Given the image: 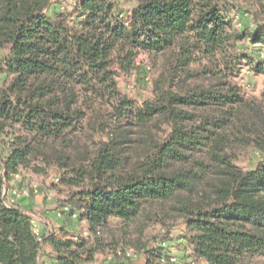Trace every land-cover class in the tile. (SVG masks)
I'll use <instances>...</instances> for the list:
<instances>
[{"label":"trees","instance_id":"1","mask_svg":"<svg viewBox=\"0 0 264 264\" xmlns=\"http://www.w3.org/2000/svg\"><path fill=\"white\" fill-rule=\"evenodd\" d=\"M136 2L0 0V264L46 250L94 264L112 219L140 233L183 223L189 264H264V159L237 164L244 149L264 156V89L247 97L236 81L243 66L264 74V23L236 28L222 0ZM141 53L160 73L139 102L119 78ZM54 168L65 224L43 241L5 184ZM76 217L88 235L67 230ZM162 242L143 244L144 264H181ZM117 258L105 264H129Z\"/></svg>","mask_w":264,"mask_h":264},{"label":"rangeland","instance_id":"2","mask_svg":"<svg viewBox=\"0 0 264 264\" xmlns=\"http://www.w3.org/2000/svg\"><path fill=\"white\" fill-rule=\"evenodd\" d=\"M117 7L123 12H130L137 4L136 0H115ZM229 6L231 18H233L236 28L242 30L247 28L253 30L258 24L264 23V0H222ZM76 0H63V8L74 4ZM243 51L247 54L257 56L258 51L247 40L243 44ZM8 50L0 51V58L4 57ZM158 65L153 62L149 55L141 53L136 61L135 68L129 74H123L119 78V86L122 92L128 94L133 99L142 102L144 99L152 97L153 82L159 75ZM236 81L244 89L247 97L259 98L264 89V74H257L248 66H243ZM264 156L252 148L244 149L238 156L237 164L244 169L254 167ZM29 172H23L15 188H26L29 192L37 187V191L44 201L51 202L52 208L58 209L63 202L65 193H60L53 188V179L59 176L54 168L48 175L29 176ZM38 212L40 210H37ZM63 218V217H62ZM67 230L76 237L88 235V226L81 222L78 217L73 218L66 226ZM185 226L178 222L169 224H146L142 233L136 227L125 228L119 220H111L109 227L103 232V242L97 254V261L94 264H105L111 258L127 260L129 264H144V247L148 248L158 245L162 241L167 242L166 251L180 259L181 264H189L194 259L193 247L185 238ZM137 250L135 258L129 260L124 256L126 250ZM108 254V255H106ZM116 256V257H115ZM53 257H50L52 260ZM108 259V260H107Z\"/></svg>","mask_w":264,"mask_h":264},{"label":"crops","instance_id":"3","mask_svg":"<svg viewBox=\"0 0 264 264\" xmlns=\"http://www.w3.org/2000/svg\"><path fill=\"white\" fill-rule=\"evenodd\" d=\"M29 176H37L32 173ZM23 175L16 176L13 180L8 182V194L11 195V191L15 188V184H18L20 181L19 177L21 178ZM51 202L44 201L41 199L38 191L33 189V191L29 192V195H23L16 199L15 205L31 213L34 217V222L36 227L38 228V233L44 240L52 233L59 232L63 225L65 224L63 216L60 214L58 209H54L49 205ZM37 210H40L39 212ZM84 222V221H83ZM52 254L50 251L46 250L41 255L40 263L41 264H57L56 260L53 258L50 260Z\"/></svg>","mask_w":264,"mask_h":264},{"label":"built area","instance_id":"4","mask_svg":"<svg viewBox=\"0 0 264 264\" xmlns=\"http://www.w3.org/2000/svg\"><path fill=\"white\" fill-rule=\"evenodd\" d=\"M59 180H60L59 176H56V177L53 179V182H54V183H58ZM35 190L37 191V187L35 188ZM5 193H6V200H5V202H6L7 205L14 204L15 201H16V199H17L18 197H20V196H23V195H29V191H28V189H26V188H19V189H18V188H14V189L11 191V195H9V194H8V183L5 184ZM65 210H66V211H69L70 209H69V207H65ZM75 216H76V215H75ZM34 224H35V222H34ZM35 227H36V225H35ZM36 231L38 232V228H37V227H36ZM162 246L165 247V248H167V242H166V241H163V242H162ZM127 253H128V255H134L132 249L128 250ZM163 260H165V258H163ZM170 260H171L172 262H175V263H178V262L180 261V259H178V258H177L176 256H174V255H171Z\"/></svg>","mask_w":264,"mask_h":264}]
</instances>
